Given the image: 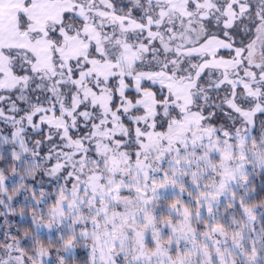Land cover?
Returning a JSON list of instances; mask_svg holds the SVG:
<instances>
[{
  "label": "snow or ice",
  "instance_id": "snow-or-ice-1",
  "mask_svg": "<svg viewBox=\"0 0 264 264\" xmlns=\"http://www.w3.org/2000/svg\"><path fill=\"white\" fill-rule=\"evenodd\" d=\"M0 264H264V0H0Z\"/></svg>",
  "mask_w": 264,
  "mask_h": 264
}]
</instances>
